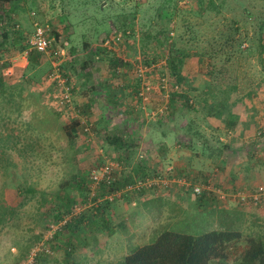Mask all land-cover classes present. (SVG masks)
Here are the masks:
<instances>
[{"label":"rangeland","instance_id":"1","mask_svg":"<svg viewBox=\"0 0 264 264\" xmlns=\"http://www.w3.org/2000/svg\"><path fill=\"white\" fill-rule=\"evenodd\" d=\"M9 5L11 6L9 13L18 21L20 30L25 35L24 43H27L33 33V24L38 22L47 27L54 47L63 48V44H68L66 51L69 55L61 65L64 66V73H70L74 95L73 110L66 114L60 112L45 94H39L37 102H34V99L23 102L22 116L14 113L12 107H3L1 110L0 139H6V134L13 132L21 136L22 142L26 140V143L32 142L34 145V151L31 150L25 156H20L16 151L21 147V143L16 149L9 150L7 157L0 154V213L3 206L16 209L15 215L0 226V259L6 258L5 264H11L16 254L27 250V240L33 236V228L36 229L34 234L43 230L40 222L37 221L38 208L42 200L48 201L50 208H53V204L57 202L56 196L60 192V185L68 182L67 184L74 188L68 190L70 196L75 199V204L79 203L82 209L89 213L90 206L95 207L93 189L90 188V195L87 192L82 195L70 178L78 172L86 174L94 166L105 161L122 160L120 158L123 156L125 168L121 174L122 178L133 174L140 163L142 167L145 166L143 171L148 172L149 175L160 173L167 178H173L170 180L185 181L184 186L182 182H177L185 190V200L172 195L171 189L177 186L175 185L177 183L143 193L146 200L153 193L167 197L168 204L162 208L155 205L141 206L140 203L144 202L138 198L140 194L124 193L126 197H122L124 203L121 209H118L119 204H115L116 209L110 208V211L116 212L111 218L113 225L109 229L119 228L117 233L110 238L109 230L105 232L101 227L91 226L85 236L90 233L91 235L86 236L87 239L91 236L95 238V241L91 242L93 248H89L88 253L84 251V247L78 250L74 255L75 262L123 264L124 258L138 245L150 239L154 240L157 233L165 228L179 233L200 235L215 223L217 229L221 221L226 225L234 224V226L244 223L242 216H234V214L231 216L216 211L207 212L205 209L216 208V203L218 204L215 185L216 144L227 142L238 145L240 140L250 141L252 138L242 137L236 132L237 127L233 131H227L222 120L208 116L209 107H204L199 102L203 98H210L209 89L216 94V83H212V79L213 75L216 77V71H219L220 82H231L239 88L233 94V99L236 101L233 110L241 116L239 124L245 123L246 109L252 114L250 119L261 126V118L264 116V63L261 58H264V53L259 52L258 45L259 24L264 21V0H226L227 7L223 10V14L217 17L216 0H13ZM246 10H249L252 16ZM2 15L1 11L0 16ZM10 23L4 25L6 28L3 29L8 31ZM101 23L102 27H97ZM107 24L117 29H127L128 32L125 34L121 30L107 38L106 32L110 29ZM237 25L241 27L240 33L248 32L251 37L253 36L251 52L244 56L234 55L230 62H226L225 57L220 55L216 59V50H219L224 38L221 33L224 32V35L233 33ZM164 27L172 38L170 44L164 36H161ZM261 36V43L264 44V29ZM106 38L110 41L107 46L104 45ZM85 43L88 44V49L83 50ZM171 44H175V48L180 50V53L176 54L175 61H172L182 63L185 85L180 90H183V94H186L197 108V111H189L187 115L189 118L181 115L183 114L181 110L171 112L167 108L170 96L178 91L169 64ZM247 47L248 44L245 43L242 48L245 50ZM20 48L18 44L0 50V73L2 74L6 64H11L13 75L5 74V78L12 82L13 80L20 82L24 77L25 69L21 64L25 55L20 52ZM73 48H78L77 54H72ZM97 48L106 52L96 54L95 62H91L87 67L91 71L100 68L102 72L87 77L81 66L85 65V60ZM113 59L122 62L115 76L110 73ZM72 62L80 67V73L70 68ZM211 69L213 75L209 74ZM110 74L114 79L113 90L117 85L118 88L123 89L127 82L141 83L142 93L145 94L141 104L132 100L126 89L124 91L126 96L123 98L124 104L135 107L127 114L128 117L117 112L116 109L105 112L103 98L98 100L97 96H101L100 92L109 90L96 86L94 79L101 78L106 82L111 79ZM38 90L44 92L39 88ZM255 111L257 115H254ZM76 115L85 123L81 124L76 142L71 143L73 150L64 155L59 147L65 148L66 141L61 139L58 143L56 137L47 136L40 130L42 127L40 121L47 119L53 122L57 118L61 126L70 122ZM226 117L225 114L223 119ZM106 119L110 121L109 124ZM127 124L130 130L126 131ZM258 126L255 128L254 138L258 137ZM86 127L89 128L91 135L85 133ZM114 132H126L131 135L132 147L128 154L123 151L120 155L122 150L117 151L118 149L112 148L104 140L103 135ZM256 142L261 141L257 139ZM8 144L10 148L13 147L11 142ZM7 159L12 160L13 165L17 164L15 169L11 167L5 171ZM180 167L183 170L188 169L187 175L177 178L175 172ZM168 168L174 169L168 173ZM27 183L34 187L33 193L24 194L23 190L17 188L24 187ZM196 184L205 190L203 193H207L206 190L212 192L209 193L208 201L199 203L200 197L192 192V187ZM186 185L191 187L187 188ZM261 185L264 186V183H259L258 187ZM97 192L98 190L95 191ZM103 197L105 194L101 195L99 200L102 201ZM99 200L97 205L106 202ZM46 202L44 205L48 208ZM247 204L259 206L264 202ZM91 213L93 212L90 211L89 214ZM251 223L254 227L243 226L236 230L241 229L246 235L257 234L260 231L264 234L263 228H260L262 226L259 227L254 220ZM122 224L125 225L123 231L120 230ZM155 232L157 233L154 234ZM49 236L46 231L43 239L47 240ZM104 237L109 238L106 244L100 242ZM41 242L43 241L36 245ZM35 246L29 251L28 260ZM44 246L45 250L39 255L38 264H64L65 247L62 244L59 247L49 242ZM125 253L127 255L123 257ZM28 260L20 264H27Z\"/></svg>","mask_w":264,"mask_h":264},{"label":"trees","instance_id":"2","mask_svg":"<svg viewBox=\"0 0 264 264\" xmlns=\"http://www.w3.org/2000/svg\"><path fill=\"white\" fill-rule=\"evenodd\" d=\"M12 1L13 0H0V12H3V15L0 16V23L4 22L6 25L11 22L10 28L7 29L8 31L0 26V30H2V33L0 34V50L3 48H7L8 46L13 45L15 47V45L20 44V52L27 53L28 65L24 71V77L22 78V80H20V82H14V80L12 82L11 80H7L5 78L6 76L3 75V71H5L7 68H10L11 64H6L3 67L2 74L0 73V113L3 107H12L14 108V113L22 116V108L24 107L23 102L26 103L27 100L30 99H34V102H37V100H39V94H45V96L48 95V99L50 98L51 94L54 91L55 84L53 82H49L48 79L49 76L53 73L54 68L50 63V60H47V57L45 55L36 50H30L28 44L26 42L24 43L25 35L23 34V32H21L20 27L18 29H15L18 21L13 19L11 14L9 13L11 11L9 8V4ZM225 5L226 0H216V17L223 14V10L227 7ZM246 12L250 16H252L249 10H246ZM107 26L110 28L106 32L107 38H109V36L114 32H119L121 30H123V33L125 34L128 32L127 29H117L112 25H110L112 26L110 27L108 24ZM97 27H102V23L98 24ZM4 28L6 27L4 26ZM114 28L117 30H115ZM259 29L258 48L259 52L263 54L264 44L261 43V32L264 29V21H261V23L259 24ZM240 30L241 27L237 25L234 28L233 33H230L228 35H224V32L221 33L222 37L224 38H222L223 42L221 43V47L219 48V50H216V59H218L220 55L221 57H225L226 62H230L233 59L234 55L244 56L251 52L254 42L253 36L251 37L248 32H245L244 34L240 33ZM161 36H164L165 40L170 44L169 41H171L172 38L170 37V33L166 29V27L161 30ZM107 38L106 40H108ZM97 40L98 39H96V41ZM245 43L248 44V47L244 50L242 47ZM87 45L88 44L85 43V46H83V50L88 49ZM63 47L68 46H65V44H63ZM170 47L171 53L169 64L173 70V75L176 79L178 91L170 96L167 108L171 112L181 110L180 112L183 113L181 115L187 116L189 114V111L196 110L197 108L195 106V103L191 102L190 98L187 97L186 94H183V90H180V88H183V86L185 85L182 75V63L179 61L176 63L172 62L175 61L177 57L176 54L180 53V50L178 48H175V44H171ZM78 51V48H73L71 52L72 54H77ZM102 51L103 53L106 52V50L99 48H97L95 52H91L90 56L87 58V60H85V65L81 66V69L85 71V75H87V77H91L90 75L95 76L97 75V73L102 72V69L100 68H94L91 71L87 67V65L89 66L91 62H95V55H100ZM68 55L69 54L67 53V56ZM111 61L110 73L115 76L116 74H118L117 71L122 62L116 59H113ZM261 61L262 63H264L263 57L261 58ZM75 65L76 64L72 62L70 64V68H73V70L80 73V67ZM60 69L71 84L70 73H64V66L62 65L60 66ZM209 74L213 75V69L210 70ZM221 74H223V72H221ZM112 75L111 79H108L106 82H103L101 78L94 79V84L96 86L100 88H108L107 90H109L107 92H100L101 96H97L98 100L100 98H103L105 103V107L103 109L105 112H112L114 109H116L117 112L128 117L127 114L131 113L132 110L135 109V107H129L124 104L123 98L125 96V89L127 93L132 97V100H135L141 104L142 100H144L145 98V94L142 93L143 88L140 82L136 84H129L127 82L123 89L118 88L117 85V87H115L116 90H113L114 79L112 78ZM220 77V72L216 71V77L213 75L212 79V83H216V94L211 91L212 89H209L208 92L211 93L210 98H203L199 103L203 104L204 107H209L207 112L208 116L222 120L225 129L227 131H233L241 122L240 114H238L237 111L233 110V107L236 106V101L233 99V94L236 93L239 88L236 84L232 85L231 82H220ZM215 79L216 81H214ZM38 88L43 90L45 93L39 92ZM72 94L74 95L73 88ZM225 114L227 115V117L226 119H223ZM169 115H171V113H169ZM37 118L39 119V116H37ZM59 121L60 120H58L57 118H55L53 122L47 119H42L40 121L42 123V127L40 128V130L47 134V136L56 137L58 143L61 139L62 141L64 140V142L66 141V147L64 148L63 146H60L59 148L61 153L67 154L73 148V145H71V143L76 142V139H78L79 129H81V120L79 118L72 119L70 122L64 125L61 124V126ZM105 121L108 122V124L110 123L108 119H106ZM127 130H130L128 124L126 131ZM187 130L189 129L187 128ZM128 134L129 133L126 132H114L112 134L108 133L106 136H103L105 137L104 140L107 141L108 144L112 146V148L114 147V149H118L117 151L122 150V152H120V155H122L121 153H123V151L124 153L128 154L132 147V144L130 142L131 135L129 134L128 136ZM6 141H8V143L11 142L13 147L10 148L9 144L6 143ZM20 143L21 147L16 150L20 156L27 155L31 150L34 151V145L32 144V142L26 143V140H23L22 142L21 136L19 137L16 134H13V132H9V134H6V139H0V154L7 157L8 151L16 149ZM56 145L55 147L58 148V146ZM189 145L191 144H188V146ZM220 150L222 152V149ZM123 157L120 158L122 160H119V162H122L125 166V159H123ZM15 165L17 166V164ZM15 165H13L12 160L7 159L4 169L5 171H7V169L11 167L15 169ZM144 167H142L139 163L133 174L123 178L121 177V174L122 172H124V170L121 171L119 177H117L112 186H110L111 188L107 189L105 187H101L98 193H95L93 199L97 201L101 198L102 194L104 196V194L106 195L110 192H118L124 190L128 186L134 185L137 180H144L146 179V177H152V175L147 174L148 172L143 171V169L145 170ZM90 172V170L86 174L84 172H78L77 174H73V176L70 178V180H72L74 183V187H76L78 192L82 195L86 192L90 195V188L92 186L89 179ZM67 183L68 182H64L60 185V192L56 196L57 202L53 204V208H50L51 206L48 205V201L46 202L45 200H42L40 202L37 221L40 222L39 224L41 228H43V230L41 229V232L34 234L36 229H32L33 236L27 240V250L25 252H22L21 254H16L11 264H20L22 261L28 260L29 251L32 246H35L37 243L43 240L44 233L46 231L48 232L51 229L52 225L60 223L67 217H70V219L66 221L65 225L61 229L59 228L54 233V235L50 239V243L52 245L57 244L60 247L61 241L63 240L64 243L62 244H64L65 247V264H79L75 262L74 255L77 250H80L82 248V245L84 244L83 242H86L83 238L84 231L86 232L88 228L86 230L82 228L84 222L90 218H93L94 220L100 219L102 220V222H104L103 220H106L108 218L106 214L108 212H111L109 207L113 203H109L107 201V203L103 204L96 213L89 214L87 213V211L82 209V212L80 214L72 216V209L75 206L81 205L79 203L75 204V199L70 196V190H68L69 188L74 190V188ZM17 188L19 190H23L24 194L34 192V187L28 183L24 187ZM146 191L147 190L144 188L143 190H135L134 193L138 195L143 194ZM203 194L204 193L202 192L201 195L196 196L202 198ZM125 195L126 194H124L123 196ZM44 202L47 203L48 208H45ZM3 207L4 208L0 213V226L3 225L5 220L10 219L16 213V209H14L13 207ZM121 226L122 227L120 228V230L123 231L125 225L122 224ZM210 228L211 227L206 228V232L200 235L179 233L166 228L162 231L160 230L159 233L155 232L154 234L157 233V235L154 240L151 241L150 239L149 241H144L143 243L138 245L124 258L123 264H264L263 236H257L255 234L246 235L242 232L241 229L236 230L238 228H235L234 226L229 224H227L223 228ZM118 229H112V231L117 232ZM120 230L119 232H121ZM115 232H113L112 235H115ZM5 260L6 258L0 259V264H5ZM36 262L37 264L39 263V256L36 257Z\"/></svg>","mask_w":264,"mask_h":264},{"label":"crops","instance_id":"3","mask_svg":"<svg viewBox=\"0 0 264 264\" xmlns=\"http://www.w3.org/2000/svg\"><path fill=\"white\" fill-rule=\"evenodd\" d=\"M27 65H28V61L26 59H23L21 66L24 69H26ZM248 113L250 112L245 109V112H244V117H245L244 122L245 123L239 124L236 132L242 135V137L245 138L246 136H248L252 138V140L250 141L240 140V143H243V145H240V143H238V145H233L231 143L227 144V142L216 144L217 151H216V184L215 185H216V202H218V204L216 203V208L210 207L207 210L205 209V211L207 212L216 211L217 213H223V214L231 215V216H233V214L234 216H242L244 223H242L240 226H234V224H229V225L234 226L235 228H239V227L243 228V226L244 228H252L254 227V224H252L251 222L254 220V223H257L259 227L262 226L260 228L261 229L263 228L264 230V204L259 205V206H253V205L247 204L249 202H252L251 200H246L242 202V200L237 197L238 194L248 195L252 193L258 187L259 183H264L263 181L264 180V116H262L261 118L262 120L261 126H258L255 120L252 121L250 119L252 114L250 113L249 115ZM254 115H257L256 111L254 112ZM257 126L259 130L257 134L258 137L254 138L255 133H256L255 128ZM240 139L242 138L240 137ZM257 139H259L261 142H256ZM220 149H222V152ZM187 170L188 169L183 170V168L180 167L179 169H176L175 176L177 178H181V176L184 177L185 175H187ZM175 185L177 186L171 189L172 195L176 196V198H180V199L183 198L185 200V190H183V188H181L179 184H175ZM195 186H197V184ZM209 190L214 191L212 189H209ZM206 191L207 193H204L203 197L199 198L200 199L199 203H202V201H205V200L206 201L209 200V196H210L209 193H212V192H208V190ZM141 196H143V194H140L138 197V198H141L142 202H144L143 204L140 203L141 206L155 205L156 207L160 206V208H162L163 206H166L168 204L167 201L169 200L167 199V197L165 198L164 195L162 197V195L159 196L154 193L150 195L151 197L149 196L148 200H146L144 196L143 197ZM135 198L137 199V197ZM122 199L123 198L117 199V202H114L113 204H111L109 208H115V204H119L118 205L119 208L118 207L117 208L121 209L122 203H124ZM93 201H95V199H93ZM97 201H95L94 203L95 207L90 206L89 213L90 211L93 213H96L97 210L101 208L103 204L97 205ZM99 201L100 202L106 201L105 197H103L102 201L101 200ZM105 203H107V201ZM178 205H181V204L178 203ZM115 212L116 211L108 212L106 214L108 218L106 220L104 219L103 220L104 222H102V220L100 219L94 220L93 218H90L84 222V225L82 228L85 230L88 228L90 230L91 226L92 228L101 227L105 232H108L109 230L110 233L108 235L111 238L113 236L112 233L115 231H112L109 228H111L113 225L111 222V218L113 217V214ZM259 223H261L262 225ZM224 226H226L225 223L221 221L218 223L217 228L218 227L223 228ZM258 226H255V227H258ZM213 227H216V223L213 226H211V228ZM116 233L117 232H115V234ZM85 234L86 232L84 231L83 239L86 242H83L84 244L82 245V247H84L85 248L84 251L88 253L89 248L90 249L93 248L91 247V242L92 240L95 241V238L91 236V237H88L87 239L86 236L91 235V234L88 233V235L86 236ZM250 234H255L257 236L264 237V234H261V231L258 232L257 234L256 233H250ZM106 237H104V240L100 242L103 244H106L109 241V238L107 239ZM100 242H97V243H100ZM62 243H64L63 240L61 241V244ZM62 245L64 247V244ZM77 252L78 250L76 251V253ZM126 255L127 253H125L122 256L124 257ZM122 256H119V258H121ZM64 264H65V261H64Z\"/></svg>","mask_w":264,"mask_h":264},{"label":"built area","instance_id":"4","mask_svg":"<svg viewBox=\"0 0 264 264\" xmlns=\"http://www.w3.org/2000/svg\"><path fill=\"white\" fill-rule=\"evenodd\" d=\"M5 21V20H4ZM5 23L1 22L0 26L4 27ZM20 26L19 24H16L15 29H18ZM110 43L109 39L105 41L104 45L107 46ZM27 44L29 46L30 50H36L40 52L41 54L45 55L50 61L53 66V73L49 76L48 81L53 82L55 84L54 91L51 94L50 98L54 106L60 111L64 112L65 114L68 113V111L73 110V94H72V88L73 86L70 84L68 79L64 76L62 73L60 66L61 63L67 59V51L66 47L63 48H56L53 46V39L50 38V35L47 31V27L42 26L40 23L35 22L33 24V33L29 37ZM67 46V43L65 44ZM25 55V58L27 60V53H23ZM3 74L7 75H13V68H7L5 71H3ZM6 76V75H5ZM47 81V82H48ZM78 118L76 115L74 119ZM85 122L81 120V124H84ZM85 133L89 132V128H85ZM84 133V134H85ZM124 164L119 161H105L103 164L94 166V168L91 170L89 179L91 181V188L94 192H92V195H95V191H99L101 187H105L107 189L111 188L112 184L115 182L116 178L119 177V174L121 171L124 170ZM174 168L167 169L168 173H171ZM118 174V175H117ZM173 178H167L166 176L158 173L154 174L152 177H146L144 180H137L134 185L126 187L124 190L118 191V192H110L105 195V200L109 203H114L117 199L122 198L124 193H134L135 190H143L144 188L148 191H153L155 189L160 188H166L171 183H183V186L185 185V181L176 179L170 180ZM178 184V183H177ZM187 188H190L191 186H187ZM204 189L200 186H194L192 187V192L195 195H201ZM98 193V192H97ZM238 197L242 201L251 200L253 203H262L264 202V186L261 185L257 187L252 193L248 195L244 194H238ZM82 212L81 206H75L72 209V216L78 215ZM70 217L65 218L63 221H61L58 224H54L51 226V229L48 231V235L50 236L47 238V240H42L40 244L36 245L30 254V259L26 262L27 264H37L36 257H38L44 250L45 246L50 242V239L54 235V233L60 228H62L66 221L69 220ZM47 250V249H46ZM49 253V251H47Z\"/></svg>","mask_w":264,"mask_h":264}]
</instances>
